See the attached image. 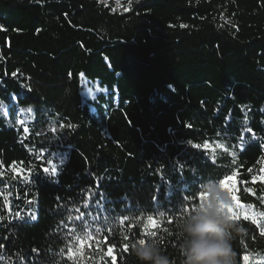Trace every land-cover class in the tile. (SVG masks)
Listing matches in <instances>:
<instances>
[{
  "label": "trees",
  "instance_id": "1",
  "mask_svg": "<svg viewBox=\"0 0 264 264\" xmlns=\"http://www.w3.org/2000/svg\"><path fill=\"white\" fill-rule=\"evenodd\" d=\"M0 26V264H137L141 239L180 264L208 180L264 264V0H0Z\"/></svg>",
  "mask_w": 264,
  "mask_h": 264
},
{
  "label": "clouds",
  "instance_id": "2",
  "mask_svg": "<svg viewBox=\"0 0 264 264\" xmlns=\"http://www.w3.org/2000/svg\"><path fill=\"white\" fill-rule=\"evenodd\" d=\"M201 192L203 200L177 219L180 264H239L233 241L247 229L229 215V193L215 180L206 181ZM131 252L137 264H173L154 239L135 242Z\"/></svg>",
  "mask_w": 264,
  "mask_h": 264
},
{
  "label": "snow or ice",
  "instance_id": "3",
  "mask_svg": "<svg viewBox=\"0 0 264 264\" xmlns=\"http://www.w3.org/2000/svg\"><path fill=\"white\" fill-rule=\"evenodd\" d=\"M0 27H2V26H0ZM13 75H15V74H13ZM29 111H31V109H29ZM69 127H72V126L69 125ZM25 131H27V129H25ZM193 147H197V148H198L199 145H193ZM49 163L51 164L52 162L49 161ZM43 172H44L45 174H47V173L49 172V169H48L47 167H44V168H43ZM52 175H53V176L57 175V168H56V167H53V168H52ZM51 182L55 183V182H57V181H51ZM220 183H221L222 187L225 186V182H224L223 180H221ZM204 196H205V194H204L203 192L200 191V192H199V202H201V201L203 200V197H204ZM231 199H232V200H235L236 197H235V196H232ZM192 209H193V208H192ZM192 209H191V210H192ZM191 210H190V211H191ZM227 211H228V213H232V208H231V207H228V208H227ZM159 215L162 217V216L165 215V213H164V212H161V213H159ZM230 216H231V218H232L233 220L238 219V217H237L234 213H233L232 215H230ZM245 218H247V217H245ZM33 219H35V217H33ZM125 219H126V217H125ZM147 219H148L149 221H152V220H153V217H152V216H149ZM121 222H122V221H121ZM169 222H171V221H169ZM97 231H99V229H97ZM151 235H155V233H151ZM139 241H143V239H141V240H139ZM127 249H128V246L125 245V246H124V250L127 251ZM108 251L111 252V251H112V247H109ZM243 260H244V261H247V260H248V256H244V257H243ZM113 262H115V256H113Z\"/></svg>",
  "mask_w": 264,
  "mask_h": 264
},
{
  "label": "rangeland",
  "instance_id": "4",
  "mask_svg": "<svg viewBox=\"0 0 264 264\" xmlns=\"http://www.w3.org/2000/svg\"><path fill=\"white\" fill-rule=\"evenodd\" d=\"M85 94L88 96H93V92L89 89L85 91ZM241 211L243 212L245 216H248V214L244 210H241Z\"/></svg>",
  "mask_w": 264,
  "mask_h": 264
}]
</instances>
